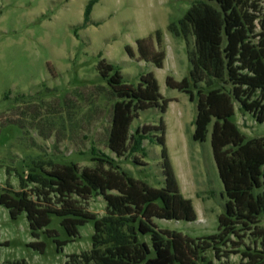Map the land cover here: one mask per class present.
Returning a JSON list of instances; mask_svg holds the SVG:
<instances>
[{
  "label": "trees",
  "instance_id": "16d2710c",
  "mask_svg": "<svg viewBox=\"0 0 264 264\" xmlns=\"http://www.w3.org/2000/svg\"><path fill=\"white\" fill-rule=\"evenodd\" d=\"M98 1L88 2L83 27ZM167 30L192 38L188 76L180 81L168 76L165 82L196 101L194 141L204 142L211 127L210 144L225 197L217 232L191 238L154 225L153 219L196 220L191 200L179 190L163 127H141L130 133L139 113L152 108L164 113L168 100L160 94L153 73L141 75L132 85L102 59L96 70L113 101L107 149L116 158L133 155L137 164L134 155H145L143 142L150 139L151 131H160L156 141L161 147L164 179L161 187H152L119 168L111 157L101 154V158L93 150L92 166L39 163L19 179L18 190L1 187L0 206L9 218L16 220L24 214L30 235L37 239L39 233L46 234L59 252L78 237L80 226L93 222L91 248L70 255L64 264H213L205 257L209 251L217 261L237 254L239 264H264V228L259 227L264 217V138L246 139L231 120L237 104L241 113L264 124V0H200ZM154 36L156 49L150 38L137 40L138 56L162 68V32L156 30ZM126 51L133 57L128 47ZM93 196L105 202L101 218L85 207ZM54 217L66 235L64 240L49 229ZM245 240L251 244H244ZM28 246L40 253L45 248L41 241Z\"/></svg>",
  "mask_w": 264,
  "mask_h": 264
},
{
  "label": "rangeland",
  "instance_id": "374dc122",
  "mask_svg": "<svg viewBox=\"0 0 264 264\" xmlns=\"http://www.w3.org/2000/svg\"><path fill=\"white\" fill-rule=\"evenodd\" d=\"M89 1L0 0V188L9 185L18 190L19 179L39 163L92 166L93 150L101 158L104 154L114 159L133 178L162 186L161 147L156 141L160 131H151L150 139L143 142L145 155H134L137 164L133 155L116 158L106 147L113 101L96 70L104 59L132 85L141 75L153 73L160 94L168 100L164 113L156 108L139 113L130 133L141 127H163L179 190L191 200L196 220L153 219L154 225L191 238L215 234L225 197L210 144L211 127L204 142L194 141L196 101L165 82L168 76L176 81L188 76L192 50L190 36H175L167 27L177 24L200 0H99L83 27ZM156 30L162 32V68L142 61L137 50V40L144 38L157 48ZM231 120L246 139L264 138V124L241 113L237 104ZM85 207L98 218L105 215L101 196L90 198ZM259 227L264 228V217ZM49 229L56 231L57 239L66 238L58 218L52 219ZM93 233L92 221L80 226L78 237L59 252L46 234L39 233L37 239L30 235L24 214L11 220L0 206V264H64L70 255L91 248ZM38 241L44 243L43 253L28 246ZM205 257L213 264L240 262L237 254L217 261L209 251Z\"/></svg>",
  "mask_w": 264,
  "mask_h": 264
}]
</instances>
